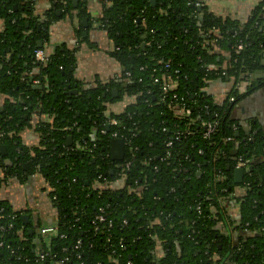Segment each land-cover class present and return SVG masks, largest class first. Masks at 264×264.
<instances>
[{
  "label": "trees",
  "instance_id": "obj_1",
  "mask_svg": "<svg viewBox=\"0 0 264 264\" xmlns=\"http://www.w3.org/2000/svg\"><path fill=\"white\" fill-rule=\"evenodd\" d=\"M99 1L93 21L121 72L88 85L74 77L78 48L55 46L45 64L33 58L49 41L53 10L41 19L34 0H0V188L39 174L57 216L55 234L40 236L0 200V264H264V126L244 128L233 111L264 84L255 78L264 68V0L244 20L196 6L201 0ZM54 7L90 22L70 0ZM225 76L231 85L217 100L208 90ZM167 80L174 89L163 90ZM129 97L120 114L107 110ZM207 123L216 125L204 137ZM31 127L39 141L30 147L19 134ZM112 133L124 142L121 160L111 159ZM122 173L123 189L97 187ZM227 202L238 205L233 228Z\"/></svg>",
  "mask_w": 264,
  "mask_h": 264
},
{
  "label": "crops",
  "instance_id": "obj_2",
  "mask_svg": "<svg viewBox=\"0 0 264 264\" xmlns=\"http://www.w3.org/2000/svg\"><path fill=\"white\" fill-rule=\"evenodd\" d=\"M60 0H34V14L41 19L50 10H53L57 21H53L49 26V41L45 47L51 53L55 46H65L66 48H78L75 53L76 70L74 73L75 80L92 85L95 81L107 82L112 77L118 76L121 72L119 64L114 61L108 51L111 48L103 31L98 29L97 23L93 21L96 17L101 16L102 2L99 0H70L75 8L82 5L90 15V22L87 17L77 18V13L72 10L71 15L61 16V11L55 4ZM260 0H206V8L209 12L220 16H229L234 19L244 20L249 12L256 6ZM264 10V6H263ZM61 16V17H60ZM60 17V18H59ZM2 22L0 21V30ZM82 39V40H81ZM222 55H226L221 51ZM264 65V58L261 60ZM255 76L258 79H264V68L256 71ZM231 85V81L215 80L211 83L208 92H212L217 100H220L223 93ZM0 94V106L4 100ZM131 101L124 98L119 102L106 105L109 112L120 114L125 106ZM236 117L241 119L244 128H248L250 122H256L264 126V84L262 88L250 94L240 104L234 107ZM44 121H49L47 116L41 117ZM19 137L26 146L38 145V135L34 132L33 127L24 129ZM46 184L39 174H34L29 182L19 183L14 179L0 188V200L7 201L14 211H22V215L28 216V222L37 232L40 226L53 224L56 220V212L52 209L46 192ZM226 210L227 220L233 222L232 228L239 223L238 205L227 202L223 204ZM232 230V235L237 236ZM244 234V232H243ZM156 256H162L160 245L155 248Z\"/></svg>",
  "mask_w": 264,
  "mask_h": 264
},
{
  "label": "built area",
  "instance_id": "obj_3",
  "mask_svg": "<svg viewBox=\"0 0 264 264\" xmlns=\"http://www.w3.org/2000/svg\"><path fill=\"white\" fill-rule=\"evenodd\" d=\"M206 4V0H201V3H196L195 5L198 6V7H201L202 5H205ZM242 46L241 44L240 45H237L236 49L237 51L241 50ZM49 52H48V48L47 47H40L36 50L33 51V58L35 61L37 62H40L41 64H45L48 60V57H49ZM165 68L168 67V64H165L164 65ZM126 75H129L128 73H126ZM38 82L37 81H34V84H37ZM93 85V84H92ZM174 84L171 83L169 80H167L166 82H164V85H163V90H172L174 89ZM238 91L239 92H244L245 90V86L244 84L243 85H240L239 87H237ZM130 103H132L133 101V98H130ZM186 113V112H184ZM177 114L179 115H182L183 114V109L179 110L177 112ZM37 123L36 121V117L34 116V118H32V121H31V124L32 125H35ZM109 125H115L116 124V121L115 120H110ZM215 125L216 123H207L205 126V131L203 133V136L204 137H209L210 134L213 133L214 131V128H215ZM112 139L113 138H120L118 137V135L116 133H112ZM122 139V138H120ZM232 140L231 138L227 137L224 139V142H227V141H230ZM167 146H170V142L167 143ZM130 167V164L129 163H126L125 164V170H128V168ZM244 167V163H238L236 165V168H243ZM126 175L124 173L120 174V177L118 178L117 181L115 182H109L105 179H102L101 182L97 185V187H99L100 190H118V189H123L125 187V184H126ZM46 192L48 193L49 192V188L46 187ZM102 212V211H101ZM104 218L99 214L95 217V221L97 222H101L103 221ZM37 233L40 235V236H49V235H54L55 234V227L52 225V224H49V225H45V226H42L40 228H38L37 230ZM79 244V243H77ZM39 258L42 259L43 258V254H40L39 255Z\"/></svg>",
  "mask_w": 264,
  "mask_h": 264
},
{
  "label": "water",
  "instance_id": "obj_4",
  "mask_svg": "<svg viewBox=\"0 0 264 264\" xmlns=\"http://www.w3.org/2000/svg\"><path fill=\"white\" fill-rule=\"evenodd\" d=\"M76 0H73V2H75ZM151 3H154V0H150ZM38 45L40 46V43H38ZM256 79H258V77L255 76ZM225 80H228V77L225 76L224 78ZM217 81H221V79H217ZM75 90H72V93H75ZM116 94V90L113 89L112 90V96L115 97ZM71 142V137L68 136L67 137V145H69ZM0 150H1V154H4V147L0 146ZM110 155H111V159L112 160H121L123 158L124 155V142L122 139L120 138H113L110 140ZM6 162V161H5ZM243 170L241 168H236L233 171V177H234V181L235 182H240L242 174H243ZM22 219L24 221V223L28 222V216L27 215H22ZM31 232V230L29 229V233Z\"/></svg>",
  "mask_w": 264,
  "mask_h": 264
},
{
  "label": "flooded vegetation",
  "instance_id": "obj_5",
  "mask_svg": "<svg viewBox=\"0 0 264 264\" xmlns=\"http://www.w3.org/2000/svg\"><path fill=\"white\" fill-rule=\"evenodd\" d=\"M36 121H37V118H36Z\"/></svg>",
  "mask_w": 264,
  "mask_h": 264
}]
</instances>
